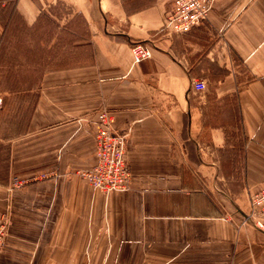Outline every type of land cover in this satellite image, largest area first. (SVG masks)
<instances>
[{
    "label": "crops",
    "instance_id": "0c3cea01",
    "mask_svg": "<svg viewBox=\"0 0 264 264\" xmlns=\"http://www.w3.org/2000/svg\"><path fill=\"white\" fill-rule=\"evenodd\" d=\"M210 1L175 33L174 0H70L85 40L40 75L27 120L1 128L0 264H264L246 218L264 185V0ZM16 7L29 26L43 8ZM137 42L152 56L134 63ZM105 113L132 171L108 194L80 174Z\"/></svg>",
    "mask_w": 264,
    "mask_h": 264
},
{
    "label": "built area",
    "instance_id": "2783aa9c",
    "mask_svg": "<svg viewBox=\"0 0 264 264\" xmlns=\"http://www.w3.org/2000/svg\"><path fill=\"white\" fill-rule=\"evenodd\" d=\"M210 9V0H174L173 9L165 16L164 27L168 32H188L208 18ZM132 51L134 63L152 56L151 47L141 42L134 43ZM194 87L204 90L206 83L194 80ZM103 115L95 140L96 162L90 170L80 174L95 190L105 194L127 191L132 185V171L126 159V138L114 129L112 117L106 113ZM15 184L21 185L22 182L16 178ZM246 218L264 230V185L250 196V210ZM8 235V222L5 220L0 223V250Z\"/></svg>",
    "mask_w": 264,
    "mask_h": 264
},
{
    "label": "rangeland",
    "instance_id": "374dc122",
    "mask_svg": "<svg viewBox=\"0 0 264 264\" xmlns=\"http://www.w3.org/2000/svg\"><path fill=\"white\" fill-rule=\"evenodd\" d=\"M13 1L7 0V5L12 6ZM35 1L43 8L53 6V10L59 13L63 23L73 20L80 26V30L85 28L80 12L70 0ZM4 21L5 17L0 14V133L3 123L5 127L9 123L10 132L13 134L18 129L19 120L22 122L27 120L35 101V84L38 82L39 74L33 70L36 66L40 68V65L32 53L38 51L39 44L30 37L28 33L30 30L24 29L19 16L13 18L6 32L3 31ZM45 26L51 28L50 25ZM14 85L19 86V91L9 92ZM16 178L19 179L17 176L14 177L12 187L18 186L15 184Z\"/></svg>",
    "mask_w": 264,
    "mask_h": 264
},
{
    "label": "trees",
    "instance_id": "16d2710c",
    "mask_svg": "<svg viewBox=\"0 0 264 264\" xmlns=\"http://www.w3.org/2000/svg\"><path fill=\"white\" fill-rule=\"evenodd\" d=\"M16 1L14 0L12 6H9L7 5V0H0V14L5 17L3 31L6 32L13 18L18 16L23 23L24 29L30 30V32L28 31L30 37L35 39V43L38 41L37 43L39 44L38 51L32 54L36 57L40 68L36 66L33 71L39 74L40 77L47 69L66 64L68 50L74 47L75 44L77 46L79 41L85 40L87 23L83 14L80 12L82 23L85 27L83 30H80V26L73 20L63 23L59 13L53 10V6L42 8L36 22L29 26L24 22L20 12L17 10ZM45 25H50L51 28H47ZM15 90L19 91L18 85H14L13 89L10 88L8 91L14 92Z\"/></svg>",
    "mask_w": 264,
    "mask_h": 264
}]
</instances>
